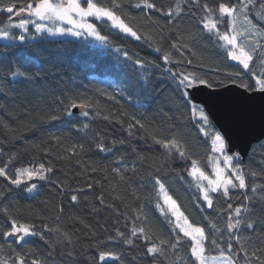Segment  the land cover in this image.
Instances as JSON below:
<instances>
[{
  "label": "trees",
  "instance_id": "1",
  "mask_svg": "<svg viewBox=\"0 0 264 264\" xmlns=\"http://www.w3.org/2000/svg\"><path fill=\"white\" fill-rule=\"evenodd\" d=\"M135 2L125 0L126 4ZM155 2L167 8L174 7L176 0ZM204 2L211 4L212 0H200L201 5ZM180 3L184 13L174 26H166L165 21L160 20L154 27L139 10L125 9L135 17L131 23L152 36V41H137L102 21L94 23L109 37V43L104 46L77 38L0 41V166L14 157L13 168L40 163L53 168L47 174L48 180L33 181L37 184L33 192L23 186H10L0 177V192L5 193L0 199V226H7L3 209L8 208L19 221L34 224L37 231L44 233L43 239L26 237L22 251H31L45 264H93V258L98 256L97 241L114 236L117 228L127 235L136 217H139L136 225L146 226L157 242L159 239L172 242V225L151 199L154 193L150 174H156L157 169L169 193L194 224L206 225L204 218L210 217L224 229L229 211L227 204L231 202L236 206L244 202L241 190H231L230 200L219 193L213 194V209L202 211L197 207L201 193L189 175L191 159H196L202 170L212 174L210 158L215 153L211 135L205 136L199 131L197 113L193 115L180 107L174 84L158 57L169 50L171 41L180 35L183 37L180 44H187L191 49L190 52L185 50L184 58L192 59L194 68L203 65L204 74L210 80H224L227 85L225 70L239 69L202 30L199 24L202 12L195 0H180ZM8 15L0 12V28L9 22ZM157 19V16L152 17V20ZM29 30V34L33 33L32 27ZM12 33L15 37L21 35L18 29ZM161 35L165 39L162 40ZM116 47L127 51L132 60L125 59ZM157 47L161 48L160 53L154 50ZM171 51L174 59H181L179 52ZM137 57L155 61L162 67L153 68L148 63L141 68L133 63ZM214 67L220 68L219 76L208 71ZM16 72H25L31 79L13 75ZM68 95L87 98L88 117L75 113L69 122L57 103L58 97ZM53 115L60 118L53 120ZM84 124L88 127L84 128ZM211 126L218 130L212 120ZM173 127L186 142V161L166 157L153 144L154 132L167 137ZM206 131L210 134L208 129ZM98 144L112 151H100ZM240 165L246 173L258 174L256 184H264V139L253 144L247 158L241 157ZM115 168H120V172H115ZM247 179L250 184L253 182L250 175ZM87 185H91V189ZM72 194L78 196L77 202L71 201ZM260 196L261 193H257L253 201L254 218L264 212V200ZM60 207H63L62 213L58 211ZM3 230L0 227V232ZM261 232L264 229H258V234ZM65 233L71 236L70 244L64 239ZM224 236L227 237V232ZM0 245H4L0 257H7L9 249L2 236ZM164 247L167 257L160 258L163 264H178V257L185 255L182 246H178L175 255L168 245ZM108 248L122 253L123 264H152L151 258L144 255L145 246L139 239L134 245L113 242ZM108 264L120 262L109 260Z\"/></svg>",
  "mask_w": 264,
  "mask_h": 264
},
{
  "label": "snow or ice",
  "instance_id": "2",
  "mask_svg": "<svg viewBox=\"0 0 264 264\" xmlns=\"http://www.w3.org/2000/svg\"><path fill=\"white\" fill-rule=\"evenodd\" d=\"M195 3L202 12L199 24L210 38L214 39L216 45L226 54V58L235 62L238 71L225 70V79L228 84L238 85L246 93H255L257 95L246 97L256 102L258 101L262 111H264V0H212L204 2L200 0ZM139 10L146 20H150L155 27L160 20L165 21L166 26H174L179 23L184 13L180 0H176L175 6L157 5L155 0H136L133 4H126L125 0H0V12L9 14L3 28H0V38L18 39L24 41L25 36L19 35L12 37L9 31L10 27L28 31L30 19L22 18L25 14L28 17H35L41 21H61L72 25L70 28H55V32L64 34L70 33L72 36L94 37L101 44H108L109 37L103 35L101 30L94 22H89V18L94 21H102L111 28L118 29L135 40L152 41L153 37L146 35L136 28L131 21L135 19L131 12L125 11L126 8ZM157 16V20L152 17ZM36 32L45 30L42 24H35ZM49 33H53L52 28H48ZM163 32V28H161ZM161 39H165L161 35ZM182 36L177 35L176 39L171 41L169 50L163 51L158 57L163 62V70L166 71L168 78L174 84L173 91L177 94L176 99L180 107L190 110L193 115H199V131L205 136L211 135V146L213 153L221 154L219 157H211L214 161L213 176L207 174L200 167L196 159H191V175L196 186L201 193L199 207L202 211L213 209V194H221L225 198L231 199V190H241L244 196V202L234 206L231 202L227 204L228 214L224 229H221L217 222L210 217H205L206 225H197L190 222L189 217L178 205L177 201L169 193L165 182L159 175V169L156 174H150L152 189L154 195L151 199L155 202L156 209L165 220L172 225L174 233L173 241L169 242L163 239H153L149 235V229L146 226H137L136 217L132 220V227L126 235L119 228L115 230V235H109L106 240H98L96 247L98 256L93 258V264H108L109 260L119 261L123 264L122 253L109 250L108 245L116 242H122L126 245H134L135 240L139 239L144 243L146 257L151 258L152 264H163L161 257H167V251L164 245L175 250L178 246L185 248V255L178 257V264H264V232L258 234V229H264V212L259 217L254 218L252 211L253 201L259 197L264 200V184H256V172H245L240 165L241 156L239 152L228 153L225 137L220 132L209 134L206 128L211 127V120L206 108L215 102L218 93L217 88L224 86V80H210L204 74V66L193 67L192 59H185V50L191 51L187 44H180ZM180 53L181 59H174L171 50ZM160 53L161 48L154 49ZM117 52H122L127 60L132 57L127 51L116 47ZM133 63L143 68L151 63L153 68H161L162 65L155 61L149 62L137 57ZM259 69V71L257 70ZM208 71L220 75V68H209ZM13 75L31 79L25 72H16ZM250 78V82H249ZM212 90V91H209ZM87 98H81L78 95H68L57 98V103L63 109L64 115L69 122L74 117V110L80 109L81 115L89 116L88 111L84 109L89 107L85 102ZM60 117L53 115L51 119L57 120ZM108 119V117H104ZM141 128L144 127L139 121H136ZM75 126V125H74ZM84 128L88 125L84 124ZM129 127H133L130 125ZM131 135V133H129ZM153 144L162 150L168 158H178L186 161L187 146L183 137L177 135L175 127L170 136L163 137L158 133L152 134ZM123 144V141H120ZM83 147L82 145L80 146ZM100 151L111 152L112 149L106 148L103 144H98ZM14 157L0 166V177H2L10 186L20 188L21 186L28 192L37 189V184L33 181H45L49 179L48 173L53 171L52 166H45L40 163L38 166H20L12 167ZM235 161V163H234ZM223 165V166H221ZM119 173L120 168H115ZM251 176L253 182L250 184L247 177ZM206 182V183H205ZM91 185L87 188L91 189ZM83 191V190H78ZM249 192L251 195H249ZM5 193L0 192V199L4 198ZM102 199V198H101ZM78 196L71 195V201L77 202ZM162 201V203H161ZM7 215V226L0 232L7 242L9 255L0 257V264H45V261L38 256H34L31 251H22L26 237L39 236L44 238V233L36 230L34 224L19 221L14 215L9 213L8 208L3 209ZM63 212V207L58 209ZM143 209H141V212ZM147 217H145L146 219ZM45 228L47 225L44 226ZM127 227V225H125ZM207 229V230H206ZM227 232V237L224 233ZM248 232V235L244 233ZM219 234V235H218ZM64 239L71 243V236L64 234ZM14 245H20L18 249ZM4 245H0L3 249ZM210 253H218L212 255ZM71 255V253H69ZM176 264V262H174Z\"/></svg>",
  "mask_w": 264,
  "mask_h": 264
},
{
  "label": "water",
  "instance_id": "3",
  "mask_svg": "<svg viewBox=\"0 0 264 264\" xmlns=\"http://www.w3.org/2000/svg\"><path fill=\"white\" fill-rule=\"evenodd\" d=\"M215 91L218 96L210 108H206V112L225 137L228 152H239L245 160L253 144L264 139V111L258 101L246 98L257 94L246 93L233 84L224 85ZM74 112L81 113V110L76 109Z\"/></svg>",
  "mask_w": 264,
  "mask_h": 264
},
{
  "label": "rangeland",
  "instance_id": "4",
  "mask_svg": "<svg viewBox=\"0 0 264 264\" xmlns=\"http://www.w3.org/2000/svg\"><path fill=\"white\" fill-rule=\"evenodd\" d=\"M22 18L30 19L31 21H34V23H30L29 24L28 31L27 32H23V30L18 29L21 32L20 33L21 35L26 36L25 38H38V37L77 38V39H81V40L90 41V42H92L94 44H97V45H100V46L106 45V44H101L99 41H97L94 37H91V36H87V38H85V36L75 37V36H72L70 33H67V32H65L64 34H60L58 32H55V28H57V27H62V28H65V29L72 27V25H69L66 22H61V21H55V22H53V21H41V20H38L35 17H28L27 15L23 16ZM13 22H18V21L14 20V21L8 22V23L10 24V23H13ZM89 22H94V20L92 18H89ZM37 23L44 25L45 26V30H43L41 32H36V30H35V24H37ZM30 27L33 28V30H32L33 33H31V34H29V32H30L29 28ZM48 28H52L53 29V33H49L47 31ZM13 30H17V28H13V27H10L9 28V31L11 33V36L12 37H15L13 35V33H12ZM16 37H18V36H16ZM0 41L1 42H10V41H19V40L18 39H15V38H12V39L0 38ZM198 117H199V115H198ZM206 129H208L210 131V134L215 133V132H219L218 130L215 131V129L213 128V126H211L210 128H206ZM220 155L221 154H219V153H215L214 154V156H216V157H219ZM213 163H214V161L212 160V165H213ZM234 163H235V161H234ZM221 166H223V165H221ZM210 176H213V168H212V174ZM213 178H214V176H213ZM161 203H162V201H161Z\"/></svg>",
  "mask_w": 264,
  "mask_h": 264
}]
</instances>
